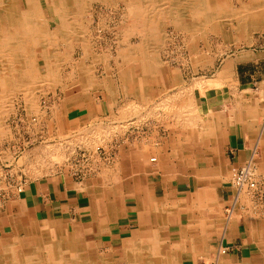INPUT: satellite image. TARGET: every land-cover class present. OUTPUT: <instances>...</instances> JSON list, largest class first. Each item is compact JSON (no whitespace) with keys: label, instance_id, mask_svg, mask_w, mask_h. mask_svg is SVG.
<instances>
[{"label":"crops","instance_id":"1","mask_svg":"<svg viewBox=\"0 0 264 264\" xmlns=\"http://www.w3.org/2000/svg\"><path fill=\"white\" fill-rule=\"evenodd\" d=\"M168 60L91 53L78 65L86 74L77 68L66 75V87L55 89L56 127L95 133L128 125L112 153L120 180L108 186L60 172L21 192L7 183L0 191V258L48 236L82 237L112 264H131L125 253L139 246L167 255L164 264H181L176 253L193 264H264V209L230 184V169L253 148L254 172L264 179V43L222 59L210 77L217 85L199 92L180 82Z\"/></svg>","mask_w":264,"mask_h":264},{"label":"rangeland","instance_id":"2","mask_svg":"<svg viewBox=\"0 0 264 264\" xmlns=\"http://www.w3.org/2000/svg\"><path fill=\"white\" fill-rule=\"evenodd\" d=\"M209 1L211 4L219 2L220 9L215 13V10L208 11L206 7V16L202 12L199 16L200 21L188 29L184 19L174 22L171 16L150 8L147 12L144 11L145 14L138 11L134 13L135 19L137 18L135 15L140 14L144 18H141L142 21L137 19L138 26L134 24V27L133 12L130 8L124 7L128 5L125 0H110L104 4L99 0H92L80 20L86 37L85 44L80 41H73L70 44L59 39L51 62L57 67L55 73H49L45 61L36 55L27 61L32 67L29 74L31 73V79L35 78L34 85L27 90L16 86L6 91L0 88V93L7 97L1 108L3 114L0 116L1 194L5 191L4 185L7 183L17 190L19 186L23 187L29 181L69 172L71 168L80 173H88L87 169L92 168L90 174L82 179L84 181L90 179L97 183H106L108 186L118 182L121 176L120 169L112 153L118 137L128 125L112 124L105 130L99 129L95 133H89L87 130L76 133L69 130L62 132L55 124L56 121L57 125L59 124V118L53 115L57 99L55 89L65 88L62 80L67 78L68 74L71 75L75 66L78 68L80 60L87 59L91 53H101L112 60L116 54H123L124 57L129 49L133 50L131 53L136 54L147 52L142 47L144 43L140 42L142 34L146 41H150L149 45L145 46L150 48V52L158 44L156 52L161 62L167 64L168 59L172 60L170 63H173L178 72L180 82L192 87L189 88L190 92L194 89L199 92L201 87L209 83L217 85V81L211 80L210 77L217 73L222 59L263 46L264 12L255 9L254 0H207L208 3ZM42 9H45L44 4ZM127 10L132 16H127ZM43 14L44 19L50 22V30H53L54 23L51 22L52 19L46 10ZM237 14L242 19L239 22L240 26L237 23ZM253 14H256V17ZM146 17L150 20L145 19ZM140 21L144 23L141 24ZM143 24L146 27L142 28ZM140 26L141 28H138ZM151 28L156 29L152 31ZM136 30L141 31L139 35L136 34ZM149 34L153 37L149 38ZM152 42L155 43L151 45ZM83 68L84 71L87 70L86 67ZM96 147L102 149L100 156L95 155L90 163L74 164L73 160H77L78 150L92 154ZM127 175L132 177L129 179L136 176L134 173ZM21 190L22 188L20 192ZM49 238L64 240L61 237ZM16 249L21 250L19 247ZM98 254L105 255L102 251Z\"/></svg>","mask_w":264,"mask_h":264},{"label":"bare ground","instance_id":"3","mask_svg":"<svg viewBox=\"0 0 264 264\" xmlns=\"http://www.w3.org/2000/svg\"><path fill=\"white\" fill-rule=\"evenodd\" d=\"M91 1L92 0H23L22 2H19L18 0H0V88H3L6 91L8 88L16 86L17 88L27 90V89H29L30 86L34 85L36 83V81H35V78H32L33 80L31 79V76H30L31 73L29 74V72L31 71L32 67L29 65L28 62L30 59H32L36 55H39L40 58H42L45 61L46 68H47L49 73H52V72L55 73L57 67L53 66L51 64V62L53 61V57H54L55 52L57 50V49H55V47H56L59 39L64 40L65 42L70 43V44L73 41H75V42L80 41L83 44H85V42H86V37L84 34V28H82V23L80 22V20H81L82 15H83L82 13H84V11L89 7V4ZM99 1L103 2V4H104L110 0H99ZM125 1L127 2L128 5L124 6V7L130 8L131 12H133L132 19L134 18L135 12L138 11L139 13H142V12L144 13V11L147 12L148 11L147 9L150 8L151 10H156L159 13H163V15L166 14L169 17L171 16V18L173 19L174 22H176L179 19H181V20L184 19L186 24H187L186 26L188 27V29H190V27H192L193 24L196 25V23H198L200 21L199 16H201L202 12H203V15L206 16V13H205L206 7H207L208 11L215 10V13L217 12V10L220 9L219 2L211 4V2L209 1V3H208L207 0L206 1L205 0H125ZM211 1H213V0H211ZM255 1L257 3V4L255 3V5H256L255 9L256 10L261 9V11L264 12V0H254L253 2H255ZM42 4H44L45 9H42ZM117 6H118V4H117ZM253 6H254V4H253ZM249 7H251V6H249ZM126 8H125V10H126ZM44 10H46L49 17L52 19L51 22L54 23L53 30H50V28H49L50 22H48L43 17V15H44L43 11ZM244 10L246 11V9H244ZM127 11H128L127 16L128 15L132 16L131 14H129V10H127ZM152 13L153 12H151V14ZM135 16H137V18L136 19L134 18L135 21H134V23L132 22V24L133 25L137 24L136 26H138V22H136V21L141 20V18H143V15L141 16V14H140V15H135ZM236 16H237L236 17L237 23L239 24L240 20H242V19H240L238 14ZM248 16H249V14H248ZM128 17H127V19H128ZM145 19L150 20L147 17ZM141 21H140V23H141ZM142 23H144V22H142ZM245 25H243V26H245ZM144 26L145 25L143 24L142 28ZM239 26H240V24H239ZM134 27H135V25H134ZM138 28H141V26ZM138 28H137V30H138ZM153 29H156V28H151L152 31H153ZM140 30H142V29H140ZM140 30H139V32L137 31L138 33L136 32L137 35L140 34V32H141ZM237 31H239V30H237ZM131 34H132V32H131ZM150 34H151V32H150ZM151 36L153 37V35H150L148 37L151 38ZM243 36L245 37L246 35H243ZM141 37H140L141 38L140 42H141V44L144 43V46H142V47H144V50L147 51V52L143 51V53L144 54L148 53L149 55L150 54L151 55L157 54L156 49L158 48V44H157V47L154 46L152 48V51L150 52V50H149L150 48L148 49V47H145L147 44L149 45L150 41L149 42L146 41L145 38L143 37V34L141 35ZM154 40H156V39H154ZM155 42H152L151 45L154 44ZM121 43L119 42V44H121ZM123 44H124V41H123ZM119 47H121V46H119ZM131 52H133V50L129 49L128 53H131ZM116 55L121 56L122 54H116ZM81 62H79V63H81ZM75 69H76V66H75ZM78 69L80 70V72L82 74H86V71H84V69L81 70V68L79 66H78ZM75 76L76 77L78 76L77 73ZM78 78H79V76H78ZM212 84L213 83H211L210 85L213 86ZM214 86H216V84ZM196 87H198V86H196ZM6 98L7 97L5 95H2V92H1L0 93V116L3 114L1 112V108H3L2 106H4V102H6ZM96 138H98V137H96ZM152 160H154V158H149V161H152ZM147 164H149V163H147ZM140 167H142V166H140ZM123 170H125V169H123ZM119 174H121V173L119 172ZM119 178H120V176H119ZM125 184H126V182H125ZM121 186H124V185L121 184ZM126 189H127V187H126ZM155 206H153V207L155 208ZM155 210H153V211H155ZM144 213H147V211ZM137 218H138V216H137ZM160 220H162V219H160ZM89 221H88V223H89ZM145 222H148V221H145ZM160 223H161V221H160ZM47 224L51 225L50 221ZM155 229L157 230V228H155ZM79 230H80V233L81 232L83 233V230H84V232H86V229L83 227L78 228V231ZM138 230L139 229H137V231ZM61 231H63V230L61 229ZM87 231H89V230L87 229ZM179 231H181V230H179ZM185 237H186V235H185ZM29 241H31V243L25 245V247L22 246V249L20 251H10L8 253L2 254L1 258H0V264H112L109 260L105 259L102 255L98 254V251H96V248L93 245H89L84 240V238H82V237L79 238L78 242L76 239L74 240V242H72L71 239H67V238L64 240H59V239L58 240H52L48 236L47 237L42 236L39 238H34L33 240H29ZM0 246H1V244H0ZM141 246H143V245H141ZM103 250H104V248H103ZM205 252H206V250H205ZM210 255H211V252H210ZM125 258H127L131 264H164V262L167 259V255L162 254V253L152 254L150 251H146V248H144V246L143 247L139 246V247H133V248H131V252H128L127 254L125 253ZM203 258H205V257H203ZM175 259L176 260L180 259L181 264H193V259H191L190 256H189V258H186L185 254L176 253Z\"/></svg>","mask_w":264,"mask_h":264},{"label":"built area","instance_id":"4","mask_svg":"<svg viewBox=\"0 0 264 264\" xmlns=\"http://www.w3.org/2000/svg\"><path fill=\"white\" fill-rule=\"evenodd\" d=\"M255 148L252 149V154L250 159H248L242 166L240 167H232L230 169V184L236 194L238 193H246L251 202L254 204L255 208L264 209V179L257 178L254 167H253V156L255 155ZM102 149L100 147H96L92 154L87 151L78 150L77 160H73L74 164H84L90 163L95 157V155L100 156L102 153ZM153 161V160H152ZM71 166H74L71 164ZM92 168L87 169L88 173H84L80 171L73 170L72 168L69 170V174H71L76 180H82L85 176L90 174ZM22 186L17 188V191L20 192ZM230 214V211H228Z\"/></svg>","mask_w":264,"mask_h":264}]
</instances>
